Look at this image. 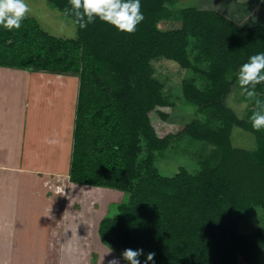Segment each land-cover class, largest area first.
<instances>
[{"label": "trees", "instance_id": "1", "mask_svg": "<svg viewBox=\"0 0 264 264\" xmlns=\"http://www.w3.org/2000/svg\"><path fill=\"white\" fill-rule=\"evenodd\" d=\"M47 1L74 21L77 37L54 36L29 16L18 30L0 25V67L79 78L70 180L130 196L116 217L100 221L106 244L143 249L140 264L149 252V264H264V224L239 232L252 208L264 212V128L250 120L264 110V83L244 117L226 104L233 86L241 88V66L264 53V24L246 28L215 11L172 10L178 0H140L144 19L129 34L99 19L80 28L69 0ZM168 20L182 25L160 29ZM164 59L198 75L183 80L182 95L202 116L161 138L150 114L172 106L155 77L154 62ZM235 127L255 136L256 150L233 146ZM186 138L200 145L198 170L161 174L157 161Z\"/></svg>", "mask_w": 264, "mask_h": 264}, {"label": "rangeland", "instance_id": "2", "mask_svg": "<svg viewBox=\"0 0 264 264\" xmlns=\"http://www.w3.org/2000/svg\"><path fill=\"white\" fill-rule=\"evenodd\" d=\"M248 1L250 0H178L172 10L183 8L217 10L229 19L235 20V22L241 23L246 27L254 26V24H264V7L261 6L262 0H260V4L257 2L258 0H252V4H246ZM26 2L31 9L27 16L35 18L44 30L54 36L65 39H74L77 37L78 30L74 21L52 7L47 0H26ZM181 25L182 22L180 20H168L160 22L159 28L162 30H174L180 28ZM198 63L202 67L206 65L204 62ZM154 68L155 77L162 83L164 95L171 102L172 106L156 108L150 114L151 123L159 137L175 136L184 129L187 123L196 117L202 116L198 113L195 106L185 101L182 95L183 80L190 77L198 78V75L194 74L191 70L182 68L174 61L165 59L155 61ZM15 71L28 72L26 70L0 67V96H12V101L16 104L14 108L20 112L22 108L21 96L24 98L26 91L29 89L27 84L30 76L28 77V74H17L20 72ZM43 75V81H51L54 77H49L51 75L56 76V74H50L49 76L47 73ZM62 79L63 82L58 80L57 84L56 82L52 84L49 81L48 83L52 85L48 86L45 82L42 86L40 102L43 104L39 111V113L41 112L39 120L47 122L49 118L52 121L57 117V119L64 123L62 127L65 133L71 125L70 120H74L76 114L74 105L77 104L76 98H78L80 80L78 77L64 75ZM17 82L21 86L24 85V92L19 86L15 85ZM196 85L201 87L202 79H197ZM28 92L29 90L27 91V95ZM242 93L243 90L241 88L233 86L231 93L226 99L227 106L241 118L252 108L250 98L247 97L246 93ZM54 100H56V103H54ZM52 103H54L53 108L50 107L49 111L44 109ZM62 108L66 110V117L64 115L62 116L64 112ZM39 113L37 112L36 115H39ZM160 113L168 114L169 119H163ZM187 139L177 143L173 141L174 144L171 150H168L157 161L156 166L161 174L173 176L179 172L181 167H185L190 172L198 170L194 152L200 149V145L198 143L193 144V142ZM232 143L235 148L246 151L256 150L257 147L255 136L237 127L232 132ZM68 154L69 151L65 150V157H59L57 154V157L47 158L46 160L49 161V166H57L60 170L63 168L66 170V168L68 169ZM75 186L78 188L75 189V194H73L71 199L73 202L72 206H74L72 211H76L77 213H74L72 216L70 215L68 235L66 234L65 236L66 249L69 248V251L63 256V264H108L113 258H121L123 251L118 246H116L118 248L116 252L112 250L99 234L98 227L103 218L108 216L116 217L118 215V206L129 201V194L112 189L84 185ZM59 223L61 224V222H54V224L51 222L56 228L57 226L60 228ZM263 224V210L260 208H252L246 214L245 220L241 223L239 232L242 234H250ZM41 225L47 230L50 229V221L43 220ZM78 230H80V234L77 232ZM117 252H120V254ZM46 260L48 261L49 259ZM50 264H54L51 258ZM120 264H126V262L121 258ZM239 264L246 263L240 259Z\"/></svg>", "mask_w": 264, "mask_h": 264}, {"label": "crops", "instance_id": "3", "mask_svg": "<svg viewBox=\"0 0 264 264\" xmlns=\"http://www.w3.org/2000/svg\"><path fill=\"white\" fill-rule=\"evenodd\" d=\"M257 2L260 4V0ZM15 72L28 74L30 80L28 95L27 90L25 97L21 96L20 112L15 110L12 96H0V264H50V258L54 264H63V256L69 251L65 236L70 215L77 213L72 211L71 197L78 187L70 180L75 117L65 133L64 123L57 117L47 122L39 120L42 86L45 82L48 86L62 82L63 75H51V81H43L44 73ZM15 85L24 92V85ZM54 103L44 109L49 111ZM63 115L66 117L65 109ZM63 150L69 151L68 169L49 166L46 159L65 157ZM43 220L50 221L49 230L42 227ZM51 222H61L60 228Z\"/></svg>", "mask_w": 264, "mask_h": 264}, {"label": "clouds", "instance_id": "4", "mask_svg": "<svg viewBox=\"0 0 264 264\" xmlns=\"http://www.w3.org/2000/svg\"><path fill=\"white\" fill-rule=\"evenodd\" d=\"M69 3L76 17L75 22L80 28H85L99 19L121 32L130 34L144 19L140 0H69ZM30 11L26 0H0V25L7 30H18ZM238 83L248 98L257 96L256 86L264 83V53L251 56L249 61L241 66ZM255 103L258 107H262L259 99ZM250 120L257 131L264 128V110L254 111ZM142 255H144L143 249L129 248L122 252L121 258L127 261V264H140L139 257ZM154 257L155 252L147 253L145 264L153 262ZM121 258H113L108 264H120Z\"/></svg>", "mask_w": 264, "mask_h": 264}, {"label": "bare ground", "instance_id": "5", "mask_svg": "<svg viewBox=\"0 0 264 264\" xmlns=\"http://www.w3.org/2000/svg\"><path fill=\"white\" fill-rule=\"evenodd\" d=\"M59 77V76H58ZM61 78V77H60ZM56 79V78H55ZM58 80V79H57ZM35 82V81H34ZM62 82H63V80H62ZM56 84H57V82H56Z\"/></svg>", "mask_w": 264, "mask_h": 264}]
</instances>
